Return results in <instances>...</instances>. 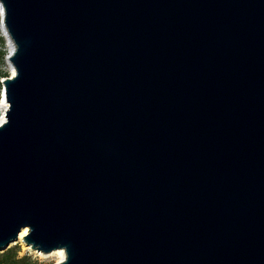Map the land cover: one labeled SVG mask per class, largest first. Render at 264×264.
<instances>
[{
    "label": "water",
    "instance_id": "95a60500",
    "mask_svg": "<svg viewBox=\"0 0 264 264\" xmlns=\"http://www.w3.org/2000/svg\"><path fill=\"white\" fill-rule=\"evenodd\" d=\"M0 7V253L264 264V0Z\"/></svg>",
    "mask_w": 264,
    "mask_h": 264
},
{
    "label": "rangeland",
    "instance_id": "374dc122",
    "mask_svg": "<svg viewBox=\"0 0 264 264\" xmlns=\"http://www.w3.org/2000/svg\"><path fill=\"white\" fill-rule=\"evenodd\" d=\"M9 51H10L9 44L7 42V39L2 29L0 28V96H1V91H2L1 81L4 78L9 77L11 74V70L6 61V57ZM2 111H3V108L0 104V117H1ZM15 246H18L20 250L19 257L29 256L37 264H56L58 262L56 258L48 256L47 254L45 255V254L30 252V251L25 250V247L18 241L15 243V245L10 246V248H13Z\"/></svg>",
    "mask_w": 264,
    "mask_h": 264
},
{
    "label": "trees",
    "instance_id": "16d2710c",
    "mask_svg": "<svg viewBox=\"0 0 264 264\" xmlns=\"http://www.w3.org/2000/svg\"><path fill=\"white\" fill-rule=\"evenodd\" d=\"M19 252L18 246H15L0 253V264H37L29 256L19 257Z\"/></svg>",
    "mask_w": 264,
    "mask_h": 264
},
{
    "label": "bare ground",
    "instance_id": "6f19581e",
    "mask_svg": "<svg viewBox=\"0 0 264 264\" xmlns=\"http://www.w3.org/2000/svg\"><path fill=\"white\" fill-rule=\"evenodd\" d=\"M0 12H1V7H0ZM8 44H9V48L11 49V43L7 40ZM10 70H11V74L14 73L13 69L10 67ZM2 108L4 109L7 104L5 103L4 99L2 98L1 99V102H0ZM3 111H2V114H1V117H0V123H2L4 121V115H3ZM26 233V231H22L20 234H19V237H18V242H20L24 247H25V250L27 251H30V252H36V251H33L31 250L30 247L26 246L23 242H22V237L24 236V234ZM15 243L11 244V246H13ZM37 253V252H36ZM48 256H51V257H54L57 259L58 262L64 260L65 258V253L63 250H55V251H52L50 253L47 254ZM57 262V263H58Z\"/></svg>",
    "mask_w": 264,
    "mask_h": 264
}]
</instances>
